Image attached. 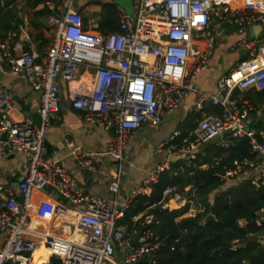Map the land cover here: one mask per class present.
I'll list each match as a JSON object with an SVG mask.
<instances>
[{
    "label": "built area",
    "instance_id": "2783aa9c",
    "mask_svg": "<svg viewBox=\"0 0 264 264\" xmlns=\"http://www.w3.org/2000/svg\"><path fill=\"white\" fill-rule=\"evenodd\" d=\"M129 1L130 14L114 6L119 31L105 34L86 29L82 17L70 6L60 14H50L46 20L48 44L41 57L10 46L8 37L0 38V56L9 72L23 75L38 95L35 125L29 119L12 117L11 95L0 85V158L19 154L26 163L25 174L16 185V197L0 187V264H28L40 246L59 264H139L142 258L152 257L159 246L155 230L159 222L148 213L151 207L129 217V230L117 223L137 198L150 194L151 184L168 169V163L155 166L133 184L122 202L83 191L58 160L45 155V135L57 110V81L71 85L78 69L82 70L81 78L69 90L70 108L79 113L84 125L98 127L109 136L104 155L116 162L118 175L130 167L122 156L129 134L146 124L157 127L164 113L177 108L196 73L206 67L215 42L212 19L246 29L264 15V0H239V6H231L230 0ZM236 46L244 49L246 56L216 80L217 92H264V41L240 40ZM209 102L219 105L221 114H206L197 121L188 144L170 146L178 134L173 132L153 152L194 159V150L219 135L246 138L252 157L233 160L222 181L225 185L249 180L257 186L264 179V143L256 140L244 122L250 113L264 117V102L258 106L226 103L215 96ZM69 155L84 171H93L100 157L79 147H71ZM46 189L60 201L79 208L70 237L38 235L30 229L31 198ZM107 189L116 194L118 179L110 181ZM173 191L166 189L162 196L170 197ZM182 194L170 199L177 207L187 205L188 217L195 216L200 211L195 208L199 204L193 193ZM253 223L264 231L263 214H257ZM247 224L244 219L237 221L239 227ZM239 245V240H232L229 250ZM23 255L25 259L19 261ZM241 263L246 264L244 260ZM149 264H155L154 259Z\"/></svg>",
    "mask_w": 264,
    "mask_h": 264
},
{
    "label": "crops",
    "instance_id": "0c3cea01",
    "mask_svg": "<svg viewBox=\"0 0 264 264\" xmlns=\"http://www.w3.org/2000/svg\"><path fill=\"white\" fill-rule=\"evenodd\" d=\"M106 2L111 3V0H55L54 2L46 0L30 9L26 5V0H17L13 9L20 23L14 32L8 33L5 37L9 38L10 46L25 51L31 50L41 57L48 44L49 32L46 20L50 14H54V12L60 14L70 6L82 17V23L86 29L97 32L100 5ZM239 4V0H230L231 6H239ZM41 9H46L50 14L34 15V12ZM212 26L215 42L209 61L203 70L196 73L190 88L186 89L177 108L171 113H164L157 127L146 124L129 134L122 156L124 160L130 162V167L120 171L117 175L116 162L104 155L109 136L98 127L84 125L79 113L70 108L69 90L81 78L82 70L80 68L71 85L57 81V110L50 121L44 139L48 146V150L45 149L46 157L58 160L83 191L101 198H114L122 202L126 199L133 184L139 182L155 166L166 161L168 155L164 151L153 152L157 145L166 141L173 132H177V136H179L188 125L197 123L206 114H211L214 107H220L219 105H212L209 102L210 97L215 96L218 100H223L226 103L246 102L252 106H258L260 103L252 100L254 99L253 93L258 91L253 89L233 90L228 94H220L216 89V80L245 58L244 49L236 46L238 41H264V15L261 21L255 22L246 29L218 21L214 22ZM202 43L200 42V44ZM0 85L8 90L11 95L12 117L14 119L25 118L31 121V116L36 113L38 106V95L30 89L23 75H13L9 72L8 64L1 56ZM246 92L249 99L246 98ZM250 100L253 102L250 103ZM196 104H199V108L196 107ZM257 121L264 122V117L250 113L244 122L245 127L255 133L254 127ZM188 133L191 134L190 131ZM257 134L259 137L263 136L262 131H257ZM233 138L238 137H231L230 133H225L221 137L211 139L204 145L222 142L224 143L223 146L226 147L231 145L229 140ZM71 147H79L84 151L100 154L99 161L93 171H84L75 164L69 155ZM202 149L203 145L197 151H202ZM25 171L26 163L21 155L13 154L4 159L0 158V187L7 188L12 196L16 197L17 182L25 174ZM115 178L118 179V190L116 194H111L107 186ZM31 207L33 213L30 229L36 234L67 238L74 232L78 207L60 201L47 189L33 194ZM257 214L262 215L263 211L260 210ZM186 217L188 214L185 212L176 221ZM256 237L262 241L264 232L262 231ZM120 255V251H117L119 260Z\"/></svg>",
    "mask_w": 264,
    "mask_h": 264
},
{
    "label": "trees",
    "instance_id": "16d2710c",
    "mask_svg": "<svg viewBox=\"0 0 264 264\" xmlns=\"http://www.w3.org/2000/svg\"><path fill=\"white\" fill-rule=\"evenodd\" d=\"M16 1L0 0V38L14 32L20 23L13 9ZM45 1L26 0V5L32 9ZM43 14L50 13L46 9L34 12V15ZM96 31L100 34L119 31L118 15L113 4L106 2L100 5ZM245 94L249 99L247 92ZM253 97L254 102H264L263 91L253 93ZM211 114L219 116L221 108L214 107ZM195 125L196 123L190 124L184 128L169 145L180 147L188 144L192 140V135L188 132ZM254 128V137L258 142L264 143V122L257 121ZM257 131H262L263 136L259 137ZM229 142L231 145L226 147L222 142L203 145L202 151L194 152V159L168 164V169L162 171L151 184L150 194L137 198L126 215L118 221V224L129 230V217L151 207L148 213L159 222L155 228L159 246L152 257L142 258L139 264H149L152 259L155 264H242V260L246 264H264V239L260 241L256 237L263 230L253 223L260 210L264 215V179L257 186L249 180H243L231 182V185L225 187L222 176L231 162L252 157L246 138H233ZM170 188L174 189L170 197H163V191ZM184 191L185 195L193 193L200 212L193 217L176 221L184 215L187 205L177 207L170 198L175 194L181 195ZM164 203L167 204L166 208L162 207ZM211 208L214 220L203 223ZM239 219L248 221V224L239 227ZM235 239L241 245L230 251V242ZM48 255V251L41 247L33 264H59L57 259ZM23 259L25 255L19 257V261Z\"/></svg>",
    "mask_w": 264,
    "mask_h": 264
},
{
    "label": "water",
    "instance_id": "95a60500",
    "mask_svg": "<svg viewBox=\"0 0 264 264\" xmlns=\"http://www.w3.org/2000/svg\"><path fill=\"white\" fill-rule=\"evenodd\" d=\"M111 3L113 5H118V6L122 7L126 14H130L131 13L130 1L129 0H111ZM31 122L33 124H35V125L38 124V116H37L36 113H34L31 116ZM221 136L222 135H219V137H221ZM44 146H45V149L48 150V146L46 145V142L45 141H44ZM185 158H186V156L184 154H180V155H168V157L166 158V162L168 164H171V163H174V162L179 161V160H184ZM212 211H213V208H211V212L203 219V223H206L208 221L214 220Z\"/></svg>",
    "mask_w": 264,
    "mask_h": 264
},
{
    "label": "bare ground",
    "instance_id": "6f19581e",
    "mask_svg": "<svg viewBox=\"0 0 264 264\" xmlns=\"http://www.w3.org/2000/svg\"><path fill=\"white\" fill-rule=\"evenodd\" d=\"M234 6H237V5H234ZM40 248H41V246L33 251L32 255H31V259H30L28 264H33L34 263L35 259L39 256Z\"/></svg>",
    "mask_w": 264,
    "mask_h": 264
},
{
    "label": "rangeland",
    "instance_id": "374dc122",
    "mask_svg": "<svg viewBox=\"0 0 264 264\" xmlns=\"http://www.w3.org/2000/svg\"><path fill=\"white\" fill-rule=\"evenodd\" d=\"M132 18H134V16L132 17ZM212 21H213V24H214V22H216V20H214V19H212ZM227 23H229L231 26H234L230 21H226ZM212 24V25H213ZM229 185H231V183L230 182H226L225 183V187H227V186H229ZM185 193H186V191H184L183 192V194H182V196H185ZM176 196H181V195H178V194H175ZM171 202H173L172 200H171ZM174 204L176 203V202H173ZM173 205V204H172ZM195 208L196 209H199V211H200V207H197V206H195ZM45 263V262H44Z\"/></svg>",
    "mask_w": 264,
    "mask_h": 264
}]
</instances>
